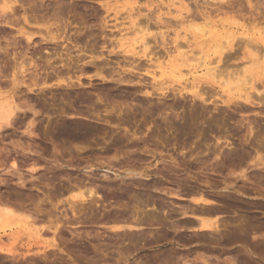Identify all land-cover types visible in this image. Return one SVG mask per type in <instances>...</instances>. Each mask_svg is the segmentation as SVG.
Instances as JSON below:
<instances>
[{"label":"rangeland","instance_id":"rangeland-1","mask_svg":"<svg viewBox=\"0 0 264 264\" xmlns=\"http://www.w3.org/2000/svg\"><path fill=\"white\" fill-rule=\"evenodd\" d=\"M0 3V208L32 223L0 226V264H264V88L249 104L223 84L264 83V0ZM129 27L161 61L187 42L226 65L194 90L169 61L152 79Z\"/></svg>","mask_w":264,"mask_h":264},{"label":"bare ground","instance_id":"bare-ground-1","mask_svg":"<svg viewBox=\"0 0 264 264\" xmlns=\"http://www.w3.org/2000/svg\"><path fill=\"white\" fill-rule=\"evenodd\" d=\"M1 1V0H0ZM7 1V0H6ZM214 1V0H213ZM220 1H222V0H220ZM5 2V1H4ZM15 2V1H14ZM1 4V3H0ZM10 5V4H9ZM179 5V4H178ZM241 5V4H240ZM10 8V6H8V5H6L5 3H4V5L3 6H1V9L2 10H5V9H9ZM11 10V9H10ZM13 10V9H12ZM11 10V11H12ZM1 11V10H0ZM60 12V11H59ZM11 13V12H10ZM9 13V14H10ZM14 13H15V11H14ZM54 13V12H53ZM52 13V14H53ZM3 14H4V12H3ZM8 14V13H7ZM12 14V13H11ZM10 14V15H11ZM55 14V13H54ZM53 14V15H54ZM59 14V13H58ZM13 15V14H12ZM51 15V14H50ZM1 17V16H0ZM8 17V16H7ZM12 17V16H11ZM50 17V16H49ZM6 19V18H5ZM10 19V18H9ZM25 19V18H24ZM7 20V19H6ZM6 20H2V21H0V23L1 24H3L2 22H7ZM28 20V19H27ZM51 20V19H50ZM60 20V19H59ZM58 21V20H57ZM10 22V21H9ZM8 22V25L9 26H11L10 24L11 23H9ZM12 22V21H11ZM25 22H26V20H25ZM13 23V22H12ZM0 24V25H1ZM5 24V23H4ZM7 24V23H6ZM135 25H136V23H135ZM261 25V24H260ZM119 26V25H118ZM189 26V25H188ZM135 27V26H134ZM201 27V26H200ZM188 28H190V27H188ZM191 29H192V27H191ZM194 30H197V32H198V30H199V27H197V26H194V28H193ZM192 29V30H193ZM46 32V31H45ZM48 32V31H47ZM142 32V31H141ZM140 32V33H141ZM22 33V32H21ZM24 33V32H23ZM26 33V32H25ZM117 33V32H116ZM121 34V37H120V39H118V44L121 46V47H125V46H129L130 47V49H129V52H130V54L132 55V57L134 56V57H136V56H138L139 54H141L142 56H147L148 55V57H145V58H147V60H148V58H149V61L152 63L151 65H152V71H150V76L152 77V79H154L155 77H154V74H156L155 73V68H162V73H166V69L165 68H163L162 66H163V64H164V62H167V61H169L168 62V64L170 65L169 67H166V68H172L173 69V72H175V73H179V74H181V71H183L185 74H186V76H189V78L191 77V79L192 80H190V81H188V85L187 86H191L193 89H191L190 88V90H194L195 88H197L198 86H199V84H200V82H201V80L202 79H204V76L206 75V76H208V77H210V76H212L213 75V77H216V76H218V75H216L217 74V70H219V67H220V65H222V63H223V60H224V63H223V65H226L225 64V59H223L222 58V56H223V52H219L218 53V55H217V57H216V60L214 59L213 61H208V60H206V59H203V56L204 55H201V53H202V51L201 50H199V54H196V56L198 55V58L196 57V56H194L193 55V53H192V50L190 49V43L188 44L187 42H185V44H186V46H187V49H185V50H180L179 48H178V46L180 45V43L179 42H174V49H175V51H176V55L175 56H173V55H167V59H163L162 61L160 60V58L161 57H164V56H161L160 58L159 57H155V53L154 54H151V55H149V53H146V45H147V43L148 42H146V40H145V35H141L140 37H135L137 34H139V32H137L136 31V33H135V31L132 29V27H129V28H126V29H120L119 30V32H118V34ZM193 33H194V31H193ZM49 34V33H48ZM128 34H134V37H133V39H131V41H130V39H128L126 36L128 35ZM117 35V34H116ZM24 36V35H23ZM47 36V35H46ZM24 37H26L27 38V40H29L28 39V37L27 36H24ZM191 37H192V35H191ZM193 37H195V36H193ZM45 38V37H44ZM122 39V40H121ZM196 39V38H195ZM194 39V40H195ZM54 40V39H53ZM240 40V39H239ZM47 41V40H46ZM237 41V40H236ZM48 42V41H47ZM50 42V41H49ZM222 42V41H221ZM52 43V42H51ZM240 43V42H239ZM243 42H241V44H242ZM184 44V43H183ZM183 44H181L180 46L182 47L183 46ZM227 44V43H226ZM234 44H236V43H234ZM244 44V43H243ZM246 44V43H245ZM248 44V43H247ZM246 44V45H247ZM237 45H239V44H237ZM226 46V45H225ZM183 47H185V46H183ZM238 47H240V46H238ZM186 48V47H185ZM250 48V47H249ZM252 48V47H251ZM147 49H149V48H147ZM241 49V48H240ZM235 50V49H234ZM253 50V49H252ZM255 50V49H254ZM148 51V50H147ZM167 53H169V51H167ZM228 53H230V52H227V54ZM246 53V52H245ZM251 53H254V52H251ZM147 54V55H146ZM165 54V53H164ZM232 54V53H231ZM250 54V53H249ZM248 54V55H249ZM129 55V54H128ZM152 55H154V56H152ZM200 55V56H199ZM229 55V54H228ZM254 55V54H253ZM69 56V55H68ZM140 56V55H139ZM138 56V57H139ZM227 56V55H226ZM237 56V55H236ZM235 56V57H236ZM244 56V55H243ZM231 57V56H230ZM253 57V56H252ZM260 57V59H258ZM258 57V52H257V59H255V60H252V64L255 66V67H259L260 65H259V63H260V60H261V56H259ZM140 58H141V56H140ZM144 58V57H143ZM165 58V57H164ZM225 58H229V57H225ZM231 59V58H230ZM154 60V61H153ZM251 60V59H250ZM126 61H127V59H126ZM196 61V62H195ZM221 61H222V63H221ZM227 61H228V59H227ZM262 61V60H261ZM128 62V61H127ZM131 62V64H132V62L133 61H130ZM177 62H180V64H177ZM189 62H195L196 64H197V66L195 65V66H191L190 67V64H189ZM213 62V63H212ZM264 62V61H263ZM69 63H70V61H69ZM221 63V64H220ZM227 63V62H226ZM247 63H249V62H247ZM262 63V62H261ZM48 64V63H47ZM212 64H215V65H213V66H211ZM220 64V65H219ZM246 64V63H245ZM219 65V66H218ZM68 66V65H67ZM148 66V67H149ZM180 66L182 67H185V69H180ZM263 66V65H262ZM225 67V66H224ZM261 67V66H260ZM259 67V68H260ZM264 67V66H263ZM67 68H69V67H67ZM66 68V69H67ZM98 68V67H97ZM146 68V67H145ZM199 68H202L201 70H203V74H201L199 71H198V69ZM227 68V67H226ZM225 68V69H226ZM244 68V67H243ZM246 68V67H245ZM70 69V68H69ZM99 69V68H98ZM147 69V68H146ZM253 69V68H252ZM54 70V69H53ZM144 70V69H143ZM227 70V69H226ZM242 70V69H241ZM246 70H249V69H246ZM61 72V71H60ZM245 72V71H244ZM247 72V71H246ZM149 73V72H148ZM252 73H253V71H252ZM251 73V74H252ZM264 73V69L261 67V71H260V74H263ZM56 74V73H55ZM258 74H259V72H258ZM259 74V75H260ZM58 75V74H57ZM56 75V76H57ZM242 75H243V73H242ZM255 75H256V73H255ZM236 76V75H235ZM239 76H240V74H239ZM250 77H249V81H247V78H244L243 76V79H239L240 77H234L233 75H232V77H234V78H237L236 80H237V82H241L242 83V85H241V83L239 84V83H237V84H234V87H232V86H230L227 82H225L224 81V78H223V81L225 82V83H223L224 85H225V87H227L226 89H227V91H228V93L229 92H235V91H237L238 92V99L240 100H243V102H246V103H249V104H251L252 103V100H251V94L248 92V90H255L256 92H259L258 91V87H261V88H264V83H262V82H260V80L263 78V76H262V78L261 79H257V78H254V77H251V75H249ZM231 77V76H230ZM248 77V76H247ZM257 77H259V76H257ZM188 79V78H187ZM187 79H186V82H187ZM232 80V79H231ZM234 80V79H233ZM235 80V81H236ZM222 82V81H221ZM182 83V82H181ZM230 83V82H229ZM231 83H232V81H231ZM182 84H184V82L182 83ZM219 84H221V83H219ZM219 84H217V85H219ZM163 85V84H162ZM180 85V84H179ZM232 85V84H231ZM182 86V85H181ZM186 86V87H187ZM186 87H185V89H186ZM178 88V87H177ZM188 88V87H187ZM218 88V87H217ZM179 89V88H178ZM182 89V88H181ZM189 89V88H188ZM198 89H200V87L198 88ZM184 90V89H183ZM177 91H179V90H177ZM253 92V91H252ZM193 93H196V92H193ZM198 93H199V91L196 93L197 95H198ZM223 93H224V90H223ZM236 93V92H235ZM200 94V93H199ZM254 94V93H253ZM261 94H263L264 95V91L261 93ZM196 95V97L197 98H199V97H201V96H197ZM220 94H218V96H219ZM223 96V95H222ZM254 97H259V98H261V95L259 96H256L255 94L253 95ZM194 97V96H193ZM224 97V96H223ZM228 97V96H227ZM254 97H252L253 99H254ZM264 97V96H263ZM3 98V97H2ZM1 98V99H2ZM236 98V97H235ZM259 98H256L255 100H259V103L261 102L260 101V99ZM10 99V98H9ZM224 99H226V98H224ZM263 99V98H262ZM201 100H203V102H204V99H201ZM237 99H235V101H236ZM10 101V100H9ZM264 100H262V102H263ZM2 102V101H1ZM0 102V122H2V123H4V122H8L10 119H12L11 117H12V115H13V113L15 112L14 111V106L12 107V105L10 104V103H8L7 102V100H5V102L2 104ZM202 102V101H201ZM224 103H225V101H223ZM233 104H236V103H233ZM233 104H231V105H233ZM263 104V103H262ZM237 105H240V104H237ZM264 105V104H263ZM243 106V105H242ZM241 105L239 106L240 108H243ZM230 107V106H229ZM262 107V106H261ZM264 107V106H263ZM228 108V107H227ZM260 108V107H259ZM262 110H263V108H262ZM260 112H262V111H260ZM264 112V111H263ZM217 114L218 113H216V116H217ZM220 114V113H219ZM215 116V115H214ZM215 116V117H216ZM214 117V118H215ZM213 118V119H214ZM215 119H217V120H219L220 118H215ZM215 121H213V123H214ZM5 124V123H4ZM7 124V123H6ZM216 124H218L217 122H216ZM1 126V125H0ZM1 128V127H0ZM250 128V127H249ZM251 129V128H250ZM218 137V136H217ZM221 137H222V135H221ZM217 139V138H216ZM221 139H224V137H222ZM220 138H219V140H221ZM226 139V138H225ZM219 145V144H218ZM220 153V152H219ZM259 160H261V158L259 159ZM228 186V185H227ZM89 195H88V197H90L91 195H94L95 193L92 191V190H90L89 192ZM204 197V196H203ZM208 198V197H207ZM77 199V198H76ZM83 201V200H82ZM84 201H85V199H84ZM83 201V202H84ZM198 202H200V203H202V204H204V206L206 205L207 206V204L209 203V202H211L210 200H208V199H206V197L205 198H200L199 197V199H198V201H197V203ZM5 203V202H4ZM201 204V205H202ZM200 205V204H199ZM5 206H7V205H5ZM2 207V209L0 208V226L2 225V224H4V223H11L12 225H17L18 226V224H20V223H24L23 224V229H27V231H28V233L30 232L29 231V228H28V226L30 225V224H32V223H30L29 224V222H28V220L27 221H20V219H16V218H11V216H12V211H11V209H9V207H4L3 208V206H1ZM11 208V207H10ZM13 209V208H12ZM191 210V209H190ZM196 208L195 209H192L191 211H192V215H193V217L195 218L194 220H196V222H197V224H199V226H200V228H202V229H213V232H215L218 228V225H217V221L215 220H213V221H211L210 219H205V217H203V216H205V215H208V217L209 216H211L212 215V213H213V211L212 210H210V209H200L199 211H198V213H199V215H198V213H196L197 215H195V212H196ZM14 215H15V213H14ZM213 216V215H212ZM207 217V216H206ZM207 217V218H208ZM26 219V218H25ZM27 219H29V218H27ZM30 220V219H29ZM189 223V222H188ZM190 223H191V221H190ZM193 223H195V222H193ZM196 224V225H197ZM10 225V224H9ZM186 225H187V223H186ZM185 225V226H186ZM32 226V225H31ZM190 226V225H189ZM6 227V226H5ZM8 228V227H7ZM10 228V227H9ZM20 228V227H19ZM21 228V229H22ZM11 229V228H10ZM36 229V228H35ZM41 230V229H40ZM215 230V231H214ZM38 231V230H37ZM11 233H13V232H11ZM39 232H37V234H38ZM219 233V232H218ZM20 234H22V233H20ZM24 234V233H23ZM33 234V233H32ZM217 234V233H216ZM31 235V234H30ZM40 235V234H39ZM219 235V234H218ZM8 236V235H7ZM33 236H34V234H33ZM36 236V235H35ZM13 237V236H12ZM30 237V236H29ZM39 237V236H38ZM19 238H21L20 236H19ZM18 238V239H19ZM13 239V238H12ZM9 248H11L10 246H9ZM13 249V248H12ZM8 250H10V249H8ZM11 251V250H10ZM7 252V251H6ZM27 252H28V250H27ZM11 253V252H10ZM27 254H29V253H27Z\"/></svg>","mask_w":264,"mask_h":264}]
</instances>
